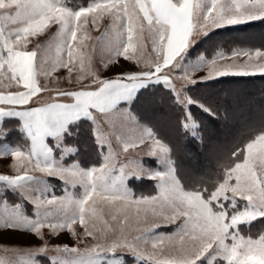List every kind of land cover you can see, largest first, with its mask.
Here are the masks:
<instances>
[{"label": "snow or ice", "instance_id": "obj_1", "mask_svg": "<svg viewBox=\"0 0 264 264\" xmlns=\"http://www.w3.org/2000/svg\"><path fill=\"white\" fill-rule=\"evenodd\" d=\"M105 17L111 31L91 37L86 26L97 29ZM259 19H264V0H91L86 7L66 0H0V136L8 134L2 127L8 118L22 139L0 152L11 156L15 170L0 175V188L20 197L14 206L0 204V229L32 232L40 239L44 228L53 234L67 229L79 245L73 228L79 223L83 236L94 242L84 249L44 245L25 253L22 264H40L35 257L50 251L57 253L53 264H127L125 254L134 264H264V234L258 239L241 234L242 225L264 221V125L220 152L210 186L198 180L186 190L168 145L131 111L147 89L162 85L181 112V128L202 139L192 108L214 113L188 95L187 86L264 73V50L193 53L212 30ZM88 40H94L91 52ZM97 55L104 68L121 57L139 67L101 78L93 65ZM60 69L67 75L54 77ZM199 72L206 74L194 79ZM49 78L56 86L50 87ZM61 79L68 87L58 86ZM83 122H89L99 151L108 149L99 167L62 163L63 154L75 148L62 149L60 160L53 156L66 137L79 134ZM149 141L146 155L162 168L117 166V155ZM46 177L79 184L83 191L57 196ZM144 178L157 182V195L136 197L128 188ZM25 203L33 206L35 219L24 214ZM101 203L122 207L107 220L98 213ZM127 209L135 210L133 222ZM97 222L103 228H96ZM172 225L171 233L158 231Z\"/></svg>", "mask_w": 264, "mask_h": 264}, {"label": "trees", "instance_id": "obj_2", "mask_svg": "<svg viewBox=\"0 0 264 264\" xmlns=\"http://www.w3.org/2000/svg\"><path fill=\"white\" fill-rule=\"evenodd\" d=\"M88 1L90 0H66V3L72 5L76 2L85 5ZM201 40L202 43L193 53V57L200 52H205L211 57L217 50L230 53L234 48L264 50V19L216 29ZM188 89V95L207 103L214 113V115L204 113L195 106L192 108L201 125L202 139H193L181 128V112L173 106L171 94L162 85L147 89L134 101L131 111L141 123L151 127L157 137L169 145L171 158L183 173V181L189 189L193 186V181L198 180H203L210 186L209 182L215 179L220 152L246 141L250 132L264 125V74L226 76L189 86ZM144 109H150L152 120L144 114ZM5 123L15 125L11 121L3 124ZM13 133L7 135L13 137L15 134L16 138L19 137V143H22L19 132L16 130ZM49 142L54 143L51 140ZM64 143L78 150L72 156H68L66 162L78 161L84 167L99 164L101 152L95 145L89 122H83L79 134L75 137H66ZM191 163L195 164V170L190 166ZM184 172H188V175L184 176ZM131 182L130 187L133 189L145 184L144 181ZM257 222L264 224L261 220ZM256 223L241 229L251 233L264 231L263 226L257 232ZM128 261L127 264H133L132 260Z\"/></svg>", "mask_w": 264, "mask_h": 264}, {"label": "rangeland", "instance_id": "obj_3", "mask_svg": "<svg viewBox=\"0 0 264 264\" xmlns=\"http://www.w3.org/2000/svg\"><path fill=\"white\" fill-rule=\"evenodd\" d=\"M90 2H91V0L88 1V3L85 5H80L79 3L73 2L72 6H74V7H78V6L86 7ZM254 21H257V20L247 21V22L242 23V24H246V23L254 22ZM98 23H99V27L97 29H93L91 27V23H89L86 26L89 35H91V37H93V38L101 36L102 33L105 32L106 28H108V26L111 24V20H110V18L105 17L104 19L100 20ZM228 26H233V25H228ZM225 27H227V26H225ZM214 30H216V29H214ZM108 31L110 32L111 29L108 28ZM212 32H213V30H212ZM202 38L203 37H201V39ZM40 39L42 42L46 43L45 37H41ZM93 42H94V40L86 41V44L88 46L87 47L88 52L92 51ZM93 65H94L95 69L99 70V74H100L101 78H113L116 75H118L122 72H125V71L138 70V67H139L135 63V61H126L123 59V57H121L116 63L109 65L108 68H104L103 64L100 63V57L98 55L95 57ZM205 74L206 73L195 74L193 78L197 79L201 75H205ZM257 74H264V73L256 71V74H254V75H257ZM66 75H67V72L65 69H60L59 71H57L56 73L53 74L54 77H65ZM51 79L52 78H49L50 87L56 86V85L51 84ZM41 82H43V80ZM58 86L68 87L67 82L63 79H61L59 81ZM187 87H189V86H187ZM144 114L148 117V119L152 120V113H151L150 109H144ZM141 124L149 127L148 125H146L144 123H141ZM2 127L8 131L9 135L12 134L13 132L15 133V131H16L15 130L16 126L11 124V123H8V124L5 123L2 125ZM15 136L16 135L14 134L13 137L12 136L9 137L8 135L5 137L6 140H8V145L11 147H14L17 144H20L19 142L16 141ZM7 137H9V138H7ZM1 138H2V136H0V139ZM160 140L163 143L167 144L162 139H160ZM150 145H151V142H146L145 144L139 145L135 149H130L127 154L117 155V157H116L117 166H119L120 164H125L126 165V171L132 170L136 166L137 163L142 164L145 168H153V169L162 168V165H159L156 163L154 157H149L146 155ZM114 147H115V145H114ZM168 147H169V145H168ZM64 148H73V147L63 143L62 148L55 149V152H56L55 159H57V160L61 159L62 149H64ZM116 151L120 152V149L116 148ZM107 152H108V149L106 147L104 150V153L103 154L100 153V162L98 165H96V167H99L100 164L103 163V156L106 155ZM74 153L75 152H72V153H66L65 152L63 154V160L61 162L64 163L66 166L71 165L73 163H78L81 168H88V167H84L83 165H81L78 161H73V162H69V163L65 161L68 156H72ZM169 155L171 156L170 147H169ZM190 166L193 169L196 168L194 163H191ZM176 168H177L178 177L181 179L182 184L185 186L186 190H190V187L188 189V185L183 181V176H182L183 173L180 172V170L178 169L177 166H176ZM12 173H14L13 175H15V170ZM37 175H39V173H37ZM186 175H188V172L187 173L184 172V176H186ZM45 179L47 180V182L49 184L50 190H54V194L57 196H62L65 194L73 195V194H78V193L83 191V189L81 188V186L79 184H76L74 187L71 184L65 185L64 182L61 181L58 177H46ZM132 181L137 182V183L140 181L145 182V184L143 186H139L138 189L131 188L130 183H128V185H127L128 188L132 191V193L136 197L157 195L159 192V189L157 187V182L155 180L144 178L140 181H136V180H132ZM5 201L11 207V206H14L16 203L20 202V197L18 194H13L10 190L4 191L2 188H0V204H3ZM120 207H122V205L108 206L106 204L101 203V204L97 205V210H98V213L102 214L104 219L110 220V214L116 213L117 209ZM23 211H24V214L26 216H28L29 218L35 219L34 208L30 203H25L23 205ZM127 211L129 214L130 222H133L134 217H135V210L134 209H127ZM148 219L151 220V219H153V217H151L149 215ZM257 221L260 222V220H257ZM257 221H255L253 223H256ZM260 223H258V222L256 223L257 224V226H256L257 232L264 226V224L262 225ZM95 226H96V228H103V224L100 222H97ZM141 226H143V225H141ZM242 227L247 228L249 226L248 225H242L241 228ZM73 228L76 231L77 235L81 238L82 242L79 243V245L77 244V237L73 236L72 233L67 231V229H64L62 231H58L56 234H53L50 231V229L44 228V229H42V232L44 233L43 239H40L39 237H37L32 232H24L22 230H13V229H0V259L4 260L5 264H22L21 258L24 256L25 253H27L30 250L42 247L44 245H47V247L49 249H54L57 246L62 247L65 244H67L69 247L79 246L81 249H84L85 247L90 246L92 243H94L92 241L91 237L83 236V228L79 225V223L73 225ZM174 229H175V226L172 225V226H169L166 228L162 227V228L158 229V231L165 232V233H171L174 231ZM241 234L244 235L246 238L248 236H251L253 239H258L261 234H264V231H261L258 233H255V232L251 233V231L245 232V231H242V229H241ZM148 248L150 249V244L148 245ZM6 249H7V251H6ZM56 255H57V253H55L54 251H50L46 255L41 254V255L36 256L35 259L38 260L40 262V264H53L52 257L56 256ZM117 255L119 256L120 253H117ZM159 258L164 259L163 256H160ZM125 259L127 260V262H129L128 260H132L133 264H134V259L130 254H125ZM141 264H142V262H141Z\"/></svg>", "mask_w": 264, "mask_h": 264}, {"label": "crops", "instance_id": "obj_4", "mask_svg": "<svg viewBox=\"0 0 264 264\" xmlns=\"http://www.w3.org/2000/svg\"><path fill=\"white\" fill-rule=\"evenodd\" d=\"M200 73H204V72H199L196 74H200ZM219 78H221V77H219ZM197 79H199V78H197ZM188 86H191V85H188ZM45 99H47V97H45ZM6 121H10V120L8 118H5L3 123ZM3 123H2V125H3ZM49 140H51V138H49ZM16 141L20 142L18 136L16 138ZM5 145H7L9 148H11V146L8 145V140H6V138L2 136V138L0 139V152L5 150V147H4ZM53 156H54V152H53ZM54 158H55V156H54ZM12 163H13V161H12L11 156H0V175H10V176L13 175L14 173H12V172H14V169L12 168Z\"/></svg>", "mask_w": 264, "mask_h": 264}]
</instances>
